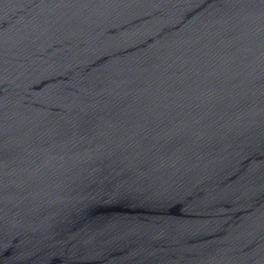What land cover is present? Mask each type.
Segmentation results:
<instances>
[{
	"label": "water",
	"instance_id": "95a60500",
	"mask_svg": "<svg viewBox=\"0 0 264 264\" xmlns=\"http://www.w3.org/2000/svg\"><path fill=\"white\" fill-rule=\"evenodd\" d=\"M0 264H264V0L0 14Z\"/></svg>",
	"mask_w": 264,
	"mask_h": 264
}]
</instances>
